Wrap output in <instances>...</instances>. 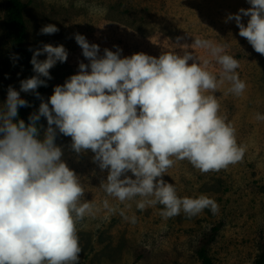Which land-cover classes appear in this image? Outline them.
<instances>
[{"label": "clouds", "instance_id": "clouds-1", "mask_svg": "<svg viewBox=\"0 0 264 264\" xmlns=\"http://www.w3.org/2000/svg\"><path fill=\"white\" fill-rule=\"evenodd\" d=\"M247 2L249 8L229 14L225 22L234 20L239 36L264 56V0ZM242 17H249L246 25ZM58 31L55 24H47L40 34ZM74 38L89 64L80 62L78 74L55 86L44 102L37 89L47 87L46 80L52 79L49 70L66 62L68 51L52 44L30 48L36 75L20 81L19 91L9 86L0 108V264H79L82 250L76 224L98 209L91 202L81 203L85 191L61 159L57 129L71 137L76 153L91 150L93 161L102 171L108 170L101 187L109 196L121 203L140 197L136 207L141 211L162 205L164 219L181 211L189 218L204 209L214 215L219 212L215 200L205 195L181 198L163 179L176 160H187L207 173L241 162L245 155L235 128L218 114L220 104L213 94L225 80L236 95L246 88L236 72L239 61L223 54V46L198 37L191 45L207 49L221 65L218 81L207 70V59L196 63L187 51L183 55L168 51L158 58L144 53L121 58L117 46L115 52L105 48L100 56L99 45L79 33ZM45 53L46 59H37ZM12 59L18 60V54ZM21 92L41 99L28 124L17 119L18 108L30 107ZM41 117L48 125L43 138L38 130ZM256 119L264 120V115L257 114ZM103 207L115 211L107 200Z\"/></svg>", "mask_w": 264, "mask_h": 264}, {"label": "rangeland", "instance_id": "rangeland-1", "mask_svg": "<svg viewBox=\"0 0 264 264\" xmlns=\"http://www.w3.org/2000/svg\"><path fill=\"white\" fill-rule=\"evenodd\" d=\"M22 2L26 5L25 45L33 50L44 44L63 45L68 51L67 61L57 62L49 70L52 79L48 80L44 102L53 94L55 86L78 74L80 62L90 63L75 41L76 33L84 35L90 44L99 45L100 56L105 48L115 52L117 46L122 50L121 58L136 53L158 58L168 51L178 55L187 51L196 63L207 59V70L219 81L221 65L207 49L191 47L197 37L210 40L224 47L223 54L239 61L236 72L246 83L240 95L229 91L232 85L227 80L213 93L220 104L218 114L235 128L238 145L246 148L242 161L220 171L202 173L189 161L176 160L163 176L181 198L205 195L215 200L219 205L215 215L204 209L190 218L181 211L178 216L164 219L160 215L162 205L146 206L141 211L136 207L140 197L119 202L101 187L108 170L102 171L93 161L94 153L91 150L76 153L71 148V137L57 129L55 143L62 149L61 159L77 174L85 191L81 203L91 202L98 209L76 224L82 250L79 264H202L196 250L211 228L219 223L221 226L208 247L214 264H253L264 253V120L256 119L257 114L264 115V56L239 36L234 20L225 22L229 14L249 8L247 0ZM6 8L7 0H0V108L6 101L8 87L19 91L20 81L28 79L20 58L12 59L15 52ZM248 19L242 17V22L246 25ZM47 24H55L59 31L40 34V29ZM39 58L44 60L47 54ZM188 63L191 65L193 60ZM20 95L24 99L27 93ZM39 121L43 138L47 120L41 117ZM104 200L115 211L105 209ZM121 211L124 216H135V223L126 220Z\"/></svg>", "mask_w": 264, "mask_h": 264}, {"label": "trees", "instance_id": "trees-1", "mask_svg": "<svg viewBox=\"0 0 264 264\" xmlns=\"http://www.w3.org/2000/svg\"><path fill=\"white\" fill-rule=\"evenodd\" d=\"M25 6L26 5L22 2V0H7L6 16L14 52L15 54H18L22 65L25 67L27 71V78H31L32 76L36 75V73H34L33 66L30 63L33 52L30 51V48L25 45V40L27 36V26L24 17ZM37 59L41 60L39 57H37ZM41 79L46 78L41 77ZM46 83L47 87L40 86L37 89L43 101L45 99L47 91L49 90L48 80H46ZM24 99L28 101L30 107L18 108L17 119H23L25 121V124H28V118L30 114L38 111L41 99H38L32 93H27ZM39 129L40 121H38V130ZM220 226V223L213 226L210 232L207 234L205 241L200 244V246L196 250L197 257L202 264H214L212 257L209 255L208 247L209 244L214 240ZM253 264H264V253H260Z\"/></svg>", "mask_w": 264, "mask_h": 264}]
</instances>
